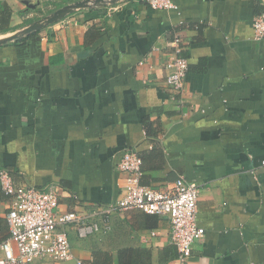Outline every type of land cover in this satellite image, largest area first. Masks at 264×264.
Listing matches in <instances>:
<instances>
[{"label": "crops", "instance_id": "obj_1", "mask_svg": "<svg viewBox=\"0 0 264 264\" xmlns=\"http://www.w3.org/2000/svg\"><path fill=\"white\" fill-rule=\"evenodd\" d=\"M32 1L0 0L13 11L0 36L35 20L42 0ZM173 1L179 9L148 0L80 9L0 45V168L56 184L60 211H88L119 198L118 162L137 148L143 183L200 186L204 236L181 262L166 217L126 209L108 230L69 229L73 258L33 264H104L105 251L118 264L120 249L141 247L150 264H264V39L252 25L264 0ZM176 36L190 67L179 94L165 82ZM6 200L0 239L9 237Z\"/></svg>", "mask_w": 264, "mask_h": 264}, {"label": "built area", "instance_id": "obj_2", "mask_svg": "<svg viewBox=\"0 0 264 264\" xmlns=\"http://www.w3.org/2000/svg\"><path fill=\"white\" fill-rule=\"evenodd\" d=\"M148 3L154 9H179L173 0ZM252 25L254 39H264V10L255 15ZM170 43L175 47V55L165 63V82L173 94H179L189 72V60L182 54V37L176 36ZM142 166L143 157L138 149H125L117 165L124 179L119 198L88 211H60L56 184L36 187L18 181L10 169L0 168V197H7L4 202L9 226V237L0 239V264H33L46 258L69 260L73 258L69 229H76L82 237L108 230L111 216L126 209L166 217L178 259L186 262L194 243L205 234L199 223L200 186L184 177L164 187L145 184ZM78 264L82 261L78 260Z\"/></svg>", "mask_w": 264, "mask_h": 264}, {"label": "water", "instance_id": "obj_3", "mask_svg": "<svg viewBox=\"0 0 264 264\" xmlns=\"http://www.w3.org/2000/svg\"><path fill=\"white\" fill-rule=\"evenodd\" d=\"M23 1L24 3H26L28 7L31 8H36L39 5V2H34L32 0H23ZM118 1H122V0H74L72 2L64 4L61 7H58L50 14H47L39 19L32 21L31 23H29L28 25H26L25 27H23L18 31L0 36V45L6 44L10 41H15L33 31H38L52 23H55L63 19L70 13H73L77 10L96 7L100 5L113 4Z\"/></svg>", "mask_w": 264, "mask_h": 264}, {"label": "trees", "instance_id": "obj_4", "mask_svg": "<svg viewBox=\"0 0 264 264\" xmlns=\"http://www.w3.org/2000/svg\"><path fill=\"white\" fill-rule=\"evenodd\" d=\"M69 2H72L74 0H68ZM63 6V4H59L60 7ZM262 11V10H261ZM260 11V12H261ZM12 9L6 2L0 3V26L2 24H8L10 17L12 15ZM53 24V23H52ZM38 31H33L31 33H28L24 35L23 37L16 40V42H24L28 40L29 38L33 37L35 34H37ZM4 45V44H2ZM1 45V46H2ZM149 214V213H148ZM154 215V214H149ZM95 254H98L97 252ZM103 262L104 264H112L113 259L111 253L105 251L104 253ZM151 262V251L147 248H124L120 249L118 251V264H150Z\"/></svg>", "mask_w": 264, "mask_h": 264}, {"label": "rangeland", "instance_id": "obj_5", "mask_svg": "<svg viewBox=\"0 0 264 264\" xmlns=\"http://www.w3.org/2000/svg\"><path fill=\"white\" fill-rule=\"evenodd\" d=\"M69 3L68 0H42V5L40 9L33 12V15L30 18L39 19L47 14H50L55 9H57L59 4H67ZM61 7V6H60Z\"/></svg>", "mask_w": 264, "mask_h": 264}]
</instances>
